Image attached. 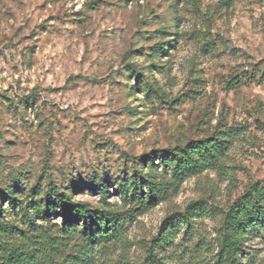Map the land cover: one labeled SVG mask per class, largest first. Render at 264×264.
Listing matches in <instances>:
<instances>
[{
    "label": "rangeland",
    "instance_id": "obj_1",
    "mask_svg": "<svg viewBox=\"0 0 264 264\" xmlns=\"http://www.w3.org/2000/svg\"><path fill=\"white\" fill-rule=\"evenodd\" d=\"M159 44L168 50L154 59ZM152 64L160 95L151 102L128 77ZM224 135L222 164L129 222L125 243L100 250L97 264L143 262L170 216L196 200L206 215L181 222L152 253L211 264L223 211L264 185V0H0V193L16 203L4 198V220L22 225L36 193L96 174L111 180L106 199L85 189L74 197L128 209L112 181L143 155ZM241 259L264 264L263 230L250 232Z\"/></svg>",
    "mask_w": 264,
    "mask_h": 264
},
{
    "label": "trees",
    "instance_id": "obj_2",
    "mask_svg": "<svg viewBox=\"0 0 264 264\" xmlns=\"http://www.w3.org/2000/svg\"><path fill=\"white\" fill-rule=\"evenodd\" d=\"M233 1L225 0V3L229 6ZM165 45L153 47L151 56L161 57L168 50ZM147 69L148 77H145L140 68L133 66L128 78L130 82L134 80L133 89H143L152 102L160 95V88L148 78H154L158 66L152 64ZM229 142L225 135L212 136L184 147L143 155L131 174L112 181L117 184L121 200L128 209H114L107 201L103 206H95L74 197L85 189L97 191L106 199L111 180L97 174L88 183L80 180L69 187L55 184L39 198V192L36 193L21 209L24 225L4 220V198L10 200L12 209L16 208V203L11 201L8 192L0 193V264H97L100 250L125 243L129 222L168 200L188 178L207 168L219 167ZM208 211L206 203L196 200L187 205L184 213L172 214L173 227L150 241L146 260L139 264H167L157 253H152L154 247L165 249L181 222L188 225L193 218L206 215ZM54 218L60 222L48 225ZM254 230L264 231V185L261 183L251 185L223 211L217 253L211 264H243L242 247ZM72 248L76 249L73 253ZM118 264L131 263L122 255Z\"/></svg>",
    "mask_w": 264,
    "mask_h": 264
}]
</instances>
